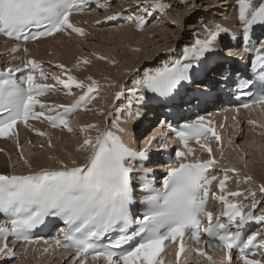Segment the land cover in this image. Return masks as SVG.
Here are the masks:
<instances>
[{
    "label": "snow or ice",
    "instance_id": "6c2138e0",
    "mask_svg": "<svg viewBox=\"0 0 264 264\" xmlns=\"http://www.w3.org/2000/svg\"><path fill=\"white\" fill-rule=\"evenodd\" d=\"M91 3H96L103 10L110 6L100 0H0V34L16 41L22 40L25 44L57 33L84 36V29L75 26L70 17L74 12L90 11L88 5ZM171 6L167 0H141L131 11L125 9L105 19L123 17L143 30L148 23L146 18H154ZM236 9L242 26L241 36L247 45L245 51L253 54L251 69L255 80L245 81L244 86H252L256 82L261 85L260 93L250 103L241 106L245 109L264 107V42L257 46L251 39L254 26L264 25V0L258 4L255 0H236ZM228 32L220 24L207 28L204 38L197 37L193 43L186 44L177 59L144 71L140 79L134 78L130 88L125 89L122 85L121 90L115 93V99L119 100L126 91V108L131 115L133 102L143 101L148 93L159 97L172 96L182 82L190 81L189 73L194 66L202 62L206 54L216 51L221 34ZM232 38L236 39V36L232 35ZM12 51H19V48ZM23 51L27 53L29 50L25 47ZM229 55L243 59L239 49L229 50ZM98 59L106 58L101 56ZM80 63L89 65L91 61L85 58L78 61ZM55 67L64 72L66 79L50 77L45 73L44 65L31 58L26 59L22 66L0 70V138L15 137L19 147L17 125L22 123L30 128V120L41 118L53 128L75 131L69 126L68 119L80 110H87V105L96 99L100 86L91 76L87 77L88 83L78 80L63 64ZM137 75H140L139 70ZM73 87L81 90L82 94L70 104L49 105L40 99L61 88L69 96ZM212 123L206 116L196 115L195 119L179 128H170L175 140L157 130L147 137L144 147L139 150L130 147L110 128L100 131V126L87 124L79 131L87 133L95 129L97 135L94 138L85 136L77 149L90 153L85 162L58 160V167L38 171L32 170L21 151L20 158L29 171L0 173V214L5 216L0 222V256L16 255L9 247L10 240L13 244L39 243L33 238V230L45 224L47 217H57L67 230H60L62 238L52 237V245L54 249L62 247L74 251L72 264H165L164 254L174 246L177 248L176 264H182V254L186 251H194L206 259L207 264H235L233 251L239 252L242 264H264V253L260 259L250 258L264 248V232L250 236L243 232L249 222H264V214L255 215L259 210L257 202H253L251 210L245 212L243 203L229 199H239L244 193L226 192L228 172L236 173L235 168L224 169L223 178L218 183L221 194H211L213 199L223 204L224 211L215 215L213 222L214 214L207 210L210 188L217 176L208 172L216 161L211 158L212 148L206 141L210 137L216 141L221 139ZM249 123L255 124V121ZM112 126L118 132H124L115 122ZM33 130L40 136L48 135L39 129ZM192 140L207 151L210 159L186 162L195 155V149L189 144ZM170 143L182 145V150L178 148L175 151V159L167 163L166 175L157 187L154 178L148 179L153 169L144 166L143 162L153 151H167ZM48 146L52 147L50 138ZM135 161L140 162V171L133 166ZM251 181V176L244 178L245 183ZM137 187L139 201L136 199ZM260 191L264 193V185H260ZM249 194L255 196L251 189ZM136 205L143 211L134 207ZM203 219L207 220V227H201ZM201 233L208 239H202ZM188 239L192 245L200 247L190 246ZM43 243L48 244L49 241L44 240ZM206 249L223 251L225 255L217 260ZM43 251L47 253L49 248Z\"/></svg>",
    "mask_w": 264,
    "mask_h": 264
},
{
    "label": "rangeland",
    "instance_id": "374dc122",
    "mask_svg": "<svg viewBox=\"0 0 264 264\" xmlns=\"http://www.w3.org/2000/svg\"><path fill=\"white\" fill-rule=\"evenodd\" d=\"M221 1L222 0H167V3L171 4L172 6L167 8L163 12L157 13L154 18H149V20H152V21L148 20V23H147L146 27H144L143 30H139L135 26L136 29L134 28L133 30L137 31L136 32L137 35L135 37H133L134 39L131 43L127 41V37H124L125 34L123 32H122V35H121L120 31H119L120 32L119 34H118V31H116V33H110V31H109V33H108V29L111 27H113V28L116 26L121 27L126 22V20H127L126 18L117 17L118 22L115 23V26H113L114 24L113 23H112L113 25L111 23L109 24V22H108L109 20H106L104 17H106L107 14H108V16H110L112 14L121 12L122 11L121 6H123V5H124L123 7H126V8H127V6L128 7H131L132 5L135 6L136 4L140 3L141 0H114L112 3H109L110 6L107 7L106 10H103L101 8H98V7H95V9H93L92 7H89L91 9L90 11L85 10V11L80 12V13H84L87 17L81 19V22H82L81 23L82 25L80 24L81 26L78 24V27H81V28H82V26L84 27V31H85L86 35L79 36V35L73 33L71 35L64 34L62 36V41L63 42L66 41V42H64L63 45H66V43H67V45H69L68 46V48H69L71 45L74 44L73 45L74 47L71 46V48L73 47L72 49L67 48V50H69V51L75 50V52L73 54H72L73 51L70 52L71 57H73L72 62H65L62 59L59 60L60 56H56L59 54L55 53L54 50H52L53 55H51L49 57L44 55V53L40 54V57H39L40 59H38V61L44 65L45 73H48L49 76H51V77L53 76V73H54V76H60L62 79H66V75L63 73V71L61 69L55 67V65H57V64L65 65L66 68L71 69V73H70L71 75L75 76L78 80H83V81H85V83H88V81L84 80L83 77L82 78L79 77L80 73L86 72L87 77L91 76L92 78H94V80L98 81V84L100 86L98 94L96 95L95 101L98 102V100H100V101H103L104 103H106L107 101H109L110 98L104 99L103 98L104 94H106V95L114 94V88H116V87L121 88L122 85L125 87V89H127V87H132L134 78L136 80L140 79V76L143 75L144 71H147L149 69H155L156 67L157 68L162 67L164 64L169 63L170 61H173L170 59V61L167 62V60H168L167 56L169 55V53H171L169 51L170 49H175V50L179 51L180 47L186 45L185 43L187 42V39H190V43L194 42V39H195L194 34L198 35V37L202 39V36H203V34L207 28H211L216 24H220V25L223 24L226 21V19L229 18L230 11L227 12L226 10L225 11L222 10L223 14L225 13V15H226V13H227L226 17H222L219 15L218 16L213 15V11L218 12L219 10H221V8H223V6L220 5ZM130 2H133V3L130 4ZM132 8H130V9L132 10ZM219 12H221V11H219ZM89 17H90V19H88ZM91 19H93V20H91ZM94 19L96 21H94ZM97 21H100V23H97ZM103 21L105 22V24L103 23ZM128 24H130V25H128V26H130V28L133 27L132 22H128ZM75 26H77V25H75ZM150 26L151 27L153 26V27L151 28ZM148 27H150L151 29H149ZM150 30H152V31H150ZM148 31L150 34L148 33ZM99 33H101V34H99ZM239 34H240V32L238 33V35H236V37H239ZM118 35H119V37L117 38ZM191 35L193 37H191ZM1 37H2V39L0 38V60L4 61L5 59H7L9 62L16 61L15 56H13L14 53L12 51V49H14V47L7 45L4 41V37L3 36H1ZM231 37L232 36H229L228 38H231ZM109 39H111V40H109ZM110 41L112 44H110ZM71 43H73V44H71ZM259 43H260V41L258 42V44ZM75 44H77V45H75ZM104 45H105V47H104ZM126 45H128V46H126ZM227 46H229V44L225 43L222 46V48H225ZM80 47H81V49H80ZM126 47H127V49H126ZM24 48L25 47L21 46L19 49L20 50L19 51L20 59H23V57H25V59L26 58L34 59V58L38 57L39 54L32 52V50L25 53L23 51ZM46 48L51 49V47H46ZM227 48L229 49L230 47H227ZM218 49L220 51H217ZM76 51H77V53H76ZM78 52H79V54H78ZM216 52L220 53V52H222V50L220 48H216ZM45 54H46V52H45ZM42 56H45V57H42ZM54 56H56V57H54ZM101 56L105 57L106 59H104V60L98 59V57H101ZM51 58H52V60H51ZM85 58L90 60L91 64H89V65H85L82 63L78 64V61H82ZM209 59L213 60L214 58H213V56H211V57L208 56V58L204 59V60L209 61ZM113 61L115 63H113ZM23 62L24 61L21 60V66H22ZM219 62H221V61L218 58H216L213 60V62L210 64V66L216 67V65ZM76 67H77V69H76ZM100 68H102V70H100ZM137 70H139V72H140L139 76L137 75ZM75 72H76V74H75ZM117 74H118V76H117ZM214 75L215 76L220 75L219 70L216 68H214ZM104 76H105V80L103 79ZM196 87H198V86H196ZM74 89H76V88L73 87V91H74ZM61 91H63L62 88L60 90H57L55 92V95H58L60 97V102H63L62 104H65V102L69 101L68 98L72 94L69 96H66L64 93H61ZM52 93H53V91L49 95H51ZM127 94L128 93H125V95L122 96L120 100H118V101L116 100V102L114 103V106H115L114 109L115 108H121V109L125 108L124 110L127 109L126 106L124 107V105L127 103ZM61 99H62V101H61ZM97 102L92 104L89 107V109H87L85 111L84 115L79 119L80 122L82 123L81 125H80V123H72L71 122L70 125L73 129L75 128V131L68 132L66 129L64 130L62 128H58L60 130L61 129L64 130L63 135L58 136V135H56L50 131L45 130L42 127H38L37 129H39L40 131L46 132L48 135L47 136H40L35 131H33L31 133V135L33 137L30 138V140H29L30 144H27L25 147H24V145L21 146L19 144V147H18L16 141H14L13 145H15V146L12 147V150L11 151L10 150L2 151V152H0V156L10 158L8 163H11L13 161L12 167H13V169H16L17 168L16 163L18 161L23 162L20 158L21 151H23L24 157L27 160L30 159L31 162H34L35 158L37 159L38 155L40 156L41 154H45V157L49 158L51 161L54 159L58 161V160H60V157L58 155L64 154V155H66L65 157H67V156H69L68 152L70 153L71 150H72L71 151L72 154L73 153L75 154V152L76 153L81 152V151H78L77 149L79 148V146L81 145V143L83 141H80L77 144H75L76 143L75 140L77 139V137H80V136H82L80 138H83L84 134H86V133H81L79 131V129L85 125L83 123L85 122V120H87V118H90L91 113L94 114L95 112H97V110L99 109V105L97 104ZM121 103H122V105H121ZM213 108L214 109H209V110H211V111L215 110L216 112L217 111L219 112L221 110V112H222V109H224L225 107H223L221 105V106H217V107L213 106ZM81 111L82 110L73 114L68 119V121L70 122V120H72L76 115L81 113ZM120 115H122V113H120ZM125 118L128 119L130 117L126 116ZM131 118H133V117H131ZM41 119H43V118H41ZM226 120H228V118ZM116 122H121V119H117ZM133 122H134V119H133ZM159 123H162V121L159 120V118H155V122H152L151 119H148L145 124L139 125V126H137V124L135 123L136 127H135V130L133 132L134 133L133 137H135L134 140L135 139L137 140V142H136L137 150L144 147L145 144L142 146V142L146 141L147 137L153 133V131L155 130V128L158 126ZM258 126L259 125H257L256 121H255V124H250L248 121L244 120L243 118H240L239 123L236 125V127H237L236 132H231L230 130H232V129H227L226 133L221 136L222 137L221 140L217 141V142L221 145L222 149H226V148H227V150L229 149L230 153H228V154H229V157H231V162H229L230 160L228 161V159L225 160L223 158V156L221 155L219 161H217V163H219V164L216 163L215 165H218V167L220 168L219 171H224V169L235 168L236 173L228 172L229 180L226 183H227L228 188L229 189L231 188L230 190H232L229 192L239 191V192L244 193L243 198L246 201L245 207L247 208L248 206H251V208H252L253 202H257L259 210L256 211L255 214H257V213L264 214V193H262L259 190V188H257V186L260 185V180L257 178L256 174L254 172H252V170L260 171L261 172L260 175L264 177V174L262 173V169L264 170V152L262 151V148L264 145V131L262 128H260ZM22 133H24V131ZM66 134L69 136V137H67L68 139L65 137V136H67ZM73 134H74V137H73ZM57 136L58 137L61 136L62 138L61 137L58 138ZM255 136H259L260 138H258L256 140L254 138ZM49 138L53 140V141L51 140V143H53L52 147L48 146ZM65 138H66V140H65ZM211 139L215 140L214 137H211ZM58 142H60V143H58ZM54 143H56V144H54ZM155 143L156 142H154V144ZM73 146H74V149H73ZM179 146L180 145H178V144L169 145L168 152L170 154L171 160H173V158L175 157V151L178 149ZM67 149H69L70 151ZM194 149L196 150V148H194ZM38 151L40 152V154L38 153ZM47 151H49V152H47ZM51 151H53V153ZM251 151H254V152H251ZM255 151H256V154H255ZM65 152H67V153L65 154ZM232 152H233V154H232ZM57 153H58V155H57ZM49 154H50V157H49ZM58 157H59V159H57ZM241 157H242V159H241ZM33 158H34V160H33ZM244 158H245V160H244ZM30 160H29V162H30ZM8 165L11 166L10 164H8ZM246 165H248V166H246ZM254 165H256L255 168L253 167ZM161 172L163 174L165 171H161ZM223 175H224V173H223ZM246 176L252 177V181L250 183L243 182L244 178ZM257 182H259V183H257ZM213 188H214V190H216L218 188V186H214ZM249 189H251V191L255 193L254 197L249 194ZM259 192H261L260 195L258 194ZM253 224H255L254 221H253ZM261 226H263V229H262V231H263L264 230V224ZM249 228H250V226H249ZM20 245H21V243H18L17 245L9 244V247L13 248V250L16 252V255L14 257L0 256L1 264H25L24 260H26V258H28V257L25 255L26 253H24L20 249ZM261 249H262L261 253H264V248H261ZM72 257H73V255L58 254V252H55L51 255V258L48 261V263H46L45 260H47V259L45 258V254H44L36 262V264H72V262H71ZM234 260H237V259H234ZM188 264H196V263L194 261H192ZM199 264H202V262H199Z\"/></svg>",
    "mask_w": 264,
    "mask_h": 264
},
{
    "label": "bare ground",
    "instance_id": "6f19581e",
    "mask_svg": "<svg viewBox=\"0 0 264 264\" xmlns=\"http://www.w3.org/2000/svg\"><path fill=\"white\" fill-rule=\"evenodd\" d=\"M113 1L114 0H100L101 3H104L106 5H108L109 3H112ZM255 2L258 4L260 2V0H255ZM132 3L133 2H130V4H132ZM220 5L223 6V8H221V10H219L221 12L213 11V15H217V16L219 15V16H222V17H226L227 13L225 15V13L223 14V11H225V10L227 12L230 11L229 18L226 19V21L223 24H221V26L224 27V28H227L229 30V32L228 33H222L221 36L219 37V39L217 40L216 48H220L222 50V52L217 53L215 51V52H212V53H208V54H206V58H203V60L207 59L208 56L209 57L213 56L214 59L218 58L221 62H219L216 65V67H212V66H210V64L213 62L214 59L213 60L209 59V61H205L204 60L206 62L205 65H204L205 68H203L201 71L197 69L198 64L195 65L192 71H193V74L197 77V81L195 80V82H193L192 86L185 90L186 93H185V95L183 97H180V102L177 105L176 104H172V106H179L180 107L179 112L181 113L182 117H187L189 115V113H190L189 119H191V120L195 119L196 115H204V116H206L207 118H209L213 122L212 126L215 129L217 135H219L220 137L226 133L227 129H232V130H230L231 132H236L237 131L236 125L239 123L240 118H243L244 120H246L248 122L252 121V120L256 121L257 125H259L258 127L262 128L263 131H264V107L253 106L250 109H245V108H243L241 106L243 104V102H238V100H236V98H237V95L235 93V83L237 82L236 74L241 73V75H242V77L244 79L249 80V69L251 68V60L250 59H251V55H252V54H250L248 56L247 54H245V53H243L241 51V47L243 46L242 36H241L242 26L240 25V23H239V21L237 19V14L238 13H237V9H236V0H222ZM123 6H121L122 7V11L121 12H123L125 9H130V8L134 7L133 5L131 7L127 6V8L123 7ZM88 7H92L93 9H95V7H97V6H96V3H91V4L88 5ZM107 16H108V14H107ZM85 17H87V16L84 13H74L70 17V21L74 25L78 26V24L80 25L82 23L81 19H83ZM88 19H90V17ZM95 19H94V21H96ZM147 19L149 20V18H147ZM91 20H93V19H91ZM149 21H152V20H149ZM108 22H109V24L113 23L114 25L113 24L112 25L115 26V23L118 22V18L115 19V20H109ZM128 22H130V21L126 20V22L121 27H118V26H116L114 28L113 27H111V28L108 27L109 28L108 29V33H109V31H110V33H116V31H118V34L121 32V35H122V32H123L125 34L124 37H127V41L131 43L133 41V39H134L133 37H135L137 35V33H136L137 31L133 30L136 25L133 23V27L130 28V26H128V25H130V24H128ZM103 23L105 24L104 21H103ZM150 27H148V28L151 29L153 26L151 28ZM82 28L84 29L83 26H82ZM150 31H152V30H150ZM239 32H240L239 37H236V39H233L232 37L228 38L229 36H232V35H235V36L238 35ZM148 33H149V31H148ZM99 34H101V33H99ZM63 35H64V33H57L54 36H50V37H47L45 39H40V40L33 41V42H28L26 44L24 42L23 43L18 42V41L14 42L13 40L6 39V38H4V41H5V43L7 45L13 46L14 48L19 47V49H20V47L22 46V47L28 48L29 51L32 50V52H34L36 54H39L37 58H34L37 61H38V59H40L39 58L40 54L44 53V55L49 57V56L53 55V53H52L53 51L52 50H54L55 53L59 54V55H56V56H60L59 60L62 59L65 62H72V58L73 57H71L70 52L73 51L72 52V54H73L75 52V50H71V51L67 50L69 45H67V43H66L67 46L63 45L64 42H66V41H64V42L62 41V36ZM1 36L2 35L0 34V38L2 39ZM204 36H205V32H204V34L202 36V39L204 38ZM118 37H119V35L117 36V38ZM191 37H193V36L191 35ZM194 37L196 39L198 37V35L194 34ZM251 39H252V42L254 44H256V45H257V42H259V41L260 42H264L263 41L264 40V25H259L258 31L254 32L251 35ZM109 40H111V39H109ZM225 43L229 44V46H227V47H230L229 49L227 47L222 48V46ZM71 44H73V43H71ZM110 44H112L111 41H110ZM185 44H191L190 43V39H187V42ZM73 45H71V46H73ZM75 45H77V44H75ZM71 46L69 47L70 49H72L74 47L73 46L71 48ZM126 46H128V45H126ZM46 47H51V49L46 48ZM104 47H105V45H104ZM183 47L184 46L180 47V49L183 48ZM80 49H81V47H80ZM126 49H127V47H126ZM180 49H179V51L176 50L175 52L169 53V55L167 56V59H168L167 62H169L170 59L173 60V61L175 59H177L179 57ZM237 49H239L243 53V59H239V58H236L234 56L229 55V50L235 51ZM19 51H15V52L13 51V53H14L13 56H15L16 61L9 62L7 59H5L4 61L0 60V70H3L5 68H7V67L21 66V60L25 61L26 59H29V58L25 59V57H23V59H20ZM217 51H220V50L218 49ZM45 52H46V54H45ZM79 52H78V54H79ZM76 53H77V51H76ZM56 56H54V57H56ZM42 57H45V56H42ZM51 60H52V58H51ZM214 68L219 70L220 75H217V76L214 75ZM76 69H77V67H76ZM100 70H102V68H100ZM75 74H76V72H75ZM17 75L19 76L20 74H17ZM53 76H54V73H53ZM117 76H118V74H117ZM79 77L80 78L83 77V79L87 81V73L86 72L80 73ZM103 79L105 80V76L103 77ZM48 82H52V81H48ZM196 86H198V87H196ZM127 88H130V87H127ZM120 90H121V88L116 87V88H114V94H110V93H109L110 95L104 94L103 95L104 99L110 98L109 101L106 100L107 101L106 103H104L103 101H100V100H98V102L95 101V100L91 101V103L88 104L87 109H89V107L92 104H94L95 102H97V104L99 105V109L94 114L91 113L90 118H87V120H85V122L83 124H85V125H87V124H96V125L100 126V131H103L106 127L110 128L117 135H121L122 138L124 139V141L130 147L137 149V145H136L137 140L136 139L134 140L135 137H133V134H134L133 132L135 130L136 124H137V126L143 125V124H145L147 122L148 119H151L152 122H155V118H159V120H161L160 118L161 117L164 118L163 114L167 111V108L163 104L156 105L154 103L156 101L154 99L155 95H153L151 93H148V94L145 95V98H144L143 101H140V102H136L135 101V102H133V105H132V108H131V115H129L128 109L124 110L125 108L124 109L115 108V110H114V107H115L114 103L116 102L115 93L117 91H120ZM56 91L57 90H54L51 95L48 94V95H46L44 97H40V99L43 102H45L46 104H49V105L62 104L63 102H60V97L58 95H55ZM61 93H64V90L61 91ZM125 93H127V92H125ZM81 94H82V91L79 90V89H74V91L72 90V95L68 98L69 101L65 102L63 100L65 102L64 105L72 103ZM224 94H226V96H227L226 99L222 98V95H224ZM194 96H196V97H194ZM61 101H62V99H61ZM127 104H128V94H127V103L124 105V107ZM121 105H122V103H121ZM221 105L223 107H225L224 109H222V112H221V110L219 112L218 111L216 112L215 110L214 111L209 110V109H214L213 106L217 107V106H221ZM37 111H40V109L38 108ZM44 111L47 112V109H45ZM85 111L86 110H82L81 113L76 115L72 120H70V122L68 121L69 126H71L70 125L71 122L72 123H80V125H81L82 123L80 122L79 119L84 115ZM101 113H103V114H101ZM120 113H122L123 116L120 115ZM126 116H128L130 118L127 119V118H125ZM131 117H133V118H131ZM227 118H228V120H226ZM117 119H121V122H116ZM133 119H134V122L136 124L133 122ZM114 122L120 128L124 129L123 133L118 132L117 129L112 126ZM29 124L31 125L30 128L29 127H25L22 123L18 124L17 127H16V130L19 133V144L21 146L24 145V147L27 144H30L29 140H30V138L33 137L31 135V133L34 131L33 129H37L38 127H42L45 130L50 131V132H52V133H54V134H56L58 136L59 135H63V132L65 130V129L64 130H62V129L60 130L58 128H53L46 121H44L43 119H40V120H37V121H29ZM157 130L162 131L163 133L168 135L170 138L175 140L173 137H171V133L169 132V130H167V127H166L165 124L159 123L154 131H157ZM23 131H24V133H22ZM96 135H97V131L95 129L90 130L89 132L84 134L83 138H80L82 136L77 137V139L75 140V142H76L75 144H77L80 141H83L82 139H84L85 136H92L94 138ZM60 137H58V138H60ZM65 137L67 138L69 136L67 135ZM73 137H74V134H73ZM66 138H65V140H66ZM254 138L257 140L260 137L259 136H255ZM14 141H16L15 137L0 138V152H2L4 150H6V151L10 150L11 151L12 147L15 146V145H13ZM202 142H205V141L202 140ZM206 142L212 148V156H211V158L214 159L216 161V163H217V161H219L221 155L223 156V158L225 160L228 159V161L230 160L229 162H231V157H229V154H228V153H230L229 149L228 150H227V148L226 149H222L221 145L216 141V139L213 140V139L209 138ZM16 143H17V141H16ZM56 143H54V144H56ZM58 143H60V142H58ZM144 144H145V141L142 142V146ZM171 144H177V143H170L169 145H171ZM189 144H190V146L196 148V150H195V155L192 156V157H189V159L187 161H189L191 163H194V162H196L197 159H199L201 161L210 159L207 151L201 149L199 147V145H197L195 143V141H190ZM52 145H53V143H52ZM178 148L182 150V145H180ZM69 149H67V150H69ZM73 149H74V146H73ZM49 151H47V152H49ZM71 151H70V153L67 151L68 154H69V156H67V157H65L66 155H64V154L58 155V153H59L58 151H57L58 152L57 155L60 157V160L64 161L65 163H69L72 159H75L77 161V163H83V162H85L87 156L90 154L88 151H81L79 153L75 152V154L74 153L72 154ZM262 151L264 152V145H263ZM51 152L53 153V151H51ZM67 152H65V154ZM251 152H254V151H251ZM38 153L40 154L39 151H38ZM232 154H233V152H232ZM255 154H256V151H255ZM38 157H37V159L35 158V160L33 158L34 162H31V160L28 158L30 160V164H31L32 170L38 171V170H40L42 168H56V167H58L57 160L54 159V160L51 161L49 158L45 157V154H41L40 156L38 155ZM49 157H50V154H49ZM59 157L57 159H59ZM9 159L10 158H6V157H3V156H0V173H5V174H11L13 172H16V173H27L29 171V168L24 164V162H21V161H18L16 163L17 168L13 169V167H12L13 161L11 163H8ZM174 159H175V157L173 158V160ZM241 159H242V157H241ZM169 160H170V158H168V150L167 151H160V152L153 151L150 154V158L147 161L143 162L144 166L151 167L153 169V173L149 174V177H151L152 175H156L158 177V176H160L162 174L161 171H165L166 172L167 163L169 162ZM244 160H245V158H244ZM8 164H10L11 166H9ZM217 164H219V163H217ZM256 165H254L253 167L255 168ZM133 166L137 169V171H140V162L139 161L133 162ZM246 166H248V165H246ZM219 169L220 168L218 167V165H215L213 168H210V171H209V175H216L217 176V181H215L211 185V193H215L217 195L221 194L220 190H219V188L214 190L213 187L214 186H218L219 180L223 178V173H224V171H219ZM252 172H254L256 174L257 178L260 180V185H264V177L260 175L261 172L260 171H255V170H252ZM262 173L264 174V170L263 169H262ZM257 183H259V182H257ZM226 185H227V183H226ZM260 185L257 186V188H259V190H260ZM230 189L227 186L226 187V192L232 191ZM137 193L138 194L136 196V199H137V201H139V199H140L139 187H137ZM260 193L261 192H259L258 194L260 195ZM229 199L230 200H235L238 203H243L244 205H246L245 204L246 201L244 200L243 196L240 197L239 199L232 198V197H229ZM134 207H138L139 208V205H136ZM250 208H251V206H248L247 208L245 207L244 211L248 212V211L251 210ZM210 211L213 212L214 221H215V215H218V214L222 213L224 211V206H223V204H220L219 202H217L215 199L212 198V201H210ZM255 215L259 216L261 214L257 213ZM3 220L4 219H0V222H2ZM263 224H264L263 222H259V223L255 222V224H253V222H252V224L250 225V228H249V225H247L243 229V232L246 233L248 236H250V235H252L254 233H258V232H264V230L262 231L263 226H261ZM60 229L64 230V226L60 227ZM248 229H249V231H248ZM41 233H42L41 235H39V234L35 235V239L39 240L40 241L39 243H36V244H33V245H26L23 242H16L14 244V245H17L18 243H21L20 249L24 253H26L25 255L28 257V258H26V260H24L25 264H36V262L44 254H45V258L47 259V260H45V262L48 263V261L51 258V255L53 253H55V252H58V254H68V255H73V256L75 255L74 251H72L70 249L66 250V249H64L62 247L54 249V246L52 245V237H59V235L55 236V233L53 231L44 233V230L42 229ZM44 240H48L49 243L48 244H44L43 243ZM187 243L190 246H193L192 245V241L190 239L187 240ZM9 244H13L11 242V240L9 241ZM44 248H49V251L47 253H45L43 251ZM261 251H262V249H260L258 251L256 256L250 257V258L260 259L261 258V255H260ZM175 254H176V251L173 248L172 249L171 248L168 249L167 252L164 255L165 264H176V255ZM209 255H211L214 259H217V260L223 258L222 251L215 250V249L210 251ZM192 261H194L196 264H199V262H202V264H207V260L204 259V258L199 257L194 251H186L185 253L182 254V264H188V263H190ZM71 262H72V260H71ZM0 264H1V262H0ZM91 264H96V262H91ZM235 264H242V261H240L239 257H237V260H235Z\"/></svg>",
    "mask_w": 264,
    "mask_h": 264
}]
</instances>
